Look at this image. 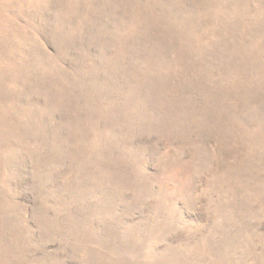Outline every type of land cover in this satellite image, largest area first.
<instances>
[{
  "label": "rangeland",
  "instance_id": "1",
  "mask_svg": "<svg viewBox=\"0 0 264 264\" xmlns=\"http://www.w3.org/2000/svg\"><path fill=\"white\" fill-rule=\"evenodd\" d=\"M0 264H264V0H0Z\"/></svg>",
  "mask_w": 264,
  "mask_h": 264
}]
</instances>
